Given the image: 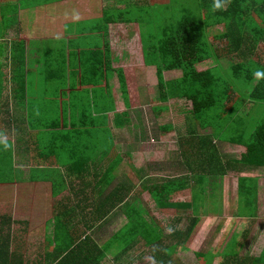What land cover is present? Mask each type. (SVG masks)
Segmentation results:
<instances>
[{"label": "crops", "instance_id": "0c3cea01", "mask_svg": "<svg viewBox=\"0 0 264 264\" xmlns=\"http://www.w3.org/2000/svg\"><path fill=\"white\" fill-rule=\"evenodd\" d=\"M156 3L0 0V132L11 144L0 146V264H71V251L100 264H136L144 250L152 257L143 239L127 249L122 237L134 209L153 222L152 190L173 205L204 196L199 233L175 264H222L235 239L239 257L262 255L264 168L243 165L247 148L228 134L237 123L196 120L176 88L182 71L160 79L150 50L174 32L170 0H162L163 22ZM253 107L237 112L246 119L240 129ZM241 193L258 194L254 217L241 214ZM182 212L167 226L185 228L192 213ZM172 233L164 231L167 243Z\"/></svg>", "mask_w": 264, "mask_h": 264}, {"label": "trees", "instance_id": "16d2710c", "mask_svg": "<svg viewBox=\"0 0 264 264\" xmlns=\"http://www.w3.org/2000/svg\"><path fill=\"white\" fill-rule=\"evenodd\" d=\"M212 5L213 0H170L171 29L174 35L167 39L165 45H159L150 52L159 57L162 63L158 67L160 79L163 78V70L182 71V80L176 88L180 90L179 98L191 101L196 120L207 124L218 118L225 124L237 123L228 134L233 143L247 148L243 165L264 168V79L254 77L257 71L264 72V60L258 59L259 49L264 45V0H230L225 10L217 12L212 10ZM225 43L227 47L224 49L218 47V44ZM223 56L229 58V66L222 63ZM236 58L240 61H236ZM204 64L212 66L200 70L199 67ZM120 71L124 98L128 102L130 97L126 73L124 70ZM229 71L232 73L227 74ZM159 83L162 87L165 86L163 80ZM241 93L238 106L254 103L245 129L239 128L246 121L238 116L237 112L241 108L230 110ZM247 182L248 180L242 181V185ZM167 186L173 187V183L169 182ZM151 194L159 212L179 215L180 211H190L192 215L187 218L188 225L185 228H174L169 235L170 242L167 243L166 237H163L164 231L153 222H147L144 215L134 209L132 225L128 227L127 235L124 233L122 237L128 238L127 249L131 248L130 244L138 242L139 238L143 239L155 264H175L174 254L179 252V248L188 250L199 233L204 218L200 211L204 196L195 194L193 204L173 205L164 197L162 200L158 199L155 190ZM257 195L241 193V199L243 196L247 201L248 210L254 208L252 198ZM161 207L177 210V214ZM247 212L241 210L243 215L255 216ZM124 238L120 236L118 240L123 241ZM239 246V241L235 239L229 245L227 257L222 264H264V251L259 258L243 259L239 257ZM69 263L100 264V260L82 258L80 254L71 251Z\"/></svg>", "mask_w": 264, "mask_h": 264}, {"label": "rangeland", "instance_id": "374dc122", "mask_svg": "<svg viewBox=\"0 0 264 264\" xmlns=\"http://www.w3.org/2000/svg\"><path fill=\"white\" fill-rule=\"evenodd\" d=\"M156 2H157L156 3L157 7L155 9L156 10V13H157L156 14V20L157 21H160V22H163V21H165V10H166L165 4L162 3V0H156ZM147 28H148V34H149L150 33V27L148 26ZM223 46H226V43ZM258 59H263L264 60V45H262L261 48L259 49ZM209 66H212V65L211 64H204V65L200 66L199 69L200 70L207 69ZM230 73H232V72H230V71L227 72V74H230ZM240 96L242 98V93H241ZM239 102H237L230 110L231 111H234V109H238L239 110L240 108H242V106H238L239 105L238 104ZM182 104L191 107V103L183 102ZM263 177H264V175H263ZM241 200H242V203L241 204H243L242 205L243 209L245 211H248L247 212L248 214L256 215V212H257V205H256L257 204V196L252 198V200H254V202H255L254 203V208L252 210H248L247 201L245 200V198L243 196H242V199ZM175 201L190 202V200L188 198L187 199H184V200L177 199ZM261 203H262V206H261V209H260V218L262 220L261 221L262 222V228H261L262 234L261 235L264 236V193H263V196L261 197ZM149 204H151V201H150ZM147 213H148V217H149L150 221H153L154 224H158L160 222L161 225H159V227L162 230L166 231L167 234L170 233L168 231V229L170 227L167 226V225L170 224V223H172L173 219H176V218L171 217L169 214H168L169 216H167L166 218H162L163 217L162 216V212H158V211L152 210V209H150V211H147ZM171 213L177 214V212H171ZM182 214L185 215V212H182L181 215ZM229 215H234V211L231 210L229 212ZM209 225H210V222L209 221L208 222H205L204 225H203V227H202V230L205 229V228H207ZM119 227L120 226H117V227H115V229H117ZM229 228H232L233 229L232 225ZM228 233H229V235H231L232 234V231H229L228 230ZM207 235H208V233L205 234L202 237L199 235L198 243L204 242L205 239H207ZM195 247L197 248V245H195ZM143 252L146 253V254L145 255L143 254L142 257H140V253L137 254V255H139V259L136 261V264H152V260L149 259L150 256L147 255L148 252L145 251V250ZM120 262H121V260L119 261V264H120Z\"/></svg>", "mask_w": 264, "mask_h": 264}, {"label": "clouds", "instance_id": "9594fccd", "mask_svg": "<svg viewBox=\"0 0 264 264\" xmlns=\"http://www.w3.org/2000/svg\"><path fill=\"white\" fill-rule=\"evenodd\" d=\"M229 2L230 0H213L212 10L214 12L223 11ZM254 77L257 79H264V72L257 71L254 73ZM0 146H2L4 150H8L11 147L8 135L5 132H0ZM168 231L171 233L173 229L169 228ZM149 259L152 260V264H155L154 257H150Z\"/></svg>", "mask_w": 264, "mask_h": 264}]
</instances>
